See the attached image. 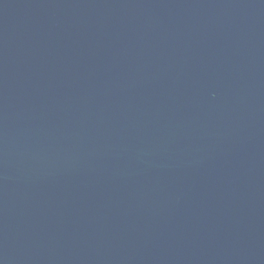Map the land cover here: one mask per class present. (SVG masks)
<instances>
[{
	"label": "water",
	"instance_id": "1",
	"mask_svg": "<svg viewBox=\"0 0 264 264\" xmlns=\"http://www.w3.org/2000/svg\"><path fill=\"white\" fill-rule=\"evenodd\" d=\"M0 264H264V0H0Z\"/></svg>",
	"mask_w": 264,
	"mask_h": 264
}]
</instances>
